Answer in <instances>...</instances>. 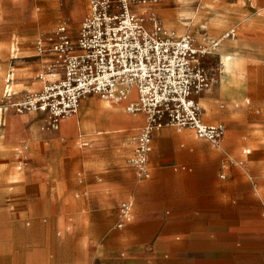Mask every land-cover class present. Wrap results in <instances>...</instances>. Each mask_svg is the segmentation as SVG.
Segmentation results:
<instances>
[{
  "label": "rangeland",
  "instance_id": "374dc122",
  "mask_svg": "<svg viewBox=\"0 0 264 264\" xmlns=\"http://www.w3.org/2000/svg\"><path fill=\"white\" fill-rule=\"evenodd\" d=\"M149 5L163 25L176 33L174 38L189 28L193 44L212 51L200 58L211 77L205 90L211 89L210 110L198 100L202 117L211 118L208 123L221 119L224 133L229 126L243 129L232 133L230 143H223L224 134L216 145L230 161L246 156V149L250 150L247 156L252 155L256 141L264 142V83H257V76L264 79V60H256L253 52L258 50L250 46L253 39L264 40V30L252 32V23L264 25V0H151ZM87 7V0H0V264H91V242L100 238L107 224L116 225L123 201L135 202L127 196L131 190L93 184L124 177L143 181L124 163L132 130L91 133L89 139L84 131L60 136L48 128L44 114H20L11 106L28 87L34 88L39 67L35 38L61 23L76 29ZM215 17L230 24L240 19L246 23L221 29L212 23ZM230 29L234 32L221 38ZM215 42L218 45L212 49ZM225 55L230 56V73L244 81V99H231L243 92V84L226 73ZM9 74L15 77L10 84L15 95L6 98L3 91ZM220 82L225 98L218 93ZM95 101L115 104L87 94L77 106L80 121L90 117L88 106ZM102 117L103 113L93 115ZM96 203L110 210H89Z\"/></svg>",
  "mask_w": 264,
  "mask_h": 264
},
{
  "label": "crops",
  "instance_id": "0c3cea01",
  "mask_svg": "<svg viewBox=\"0 0 264 264\" xmlns=\"http://www.w3.org/2000/svg\"><path fill=\"white\" fill-rule=\"evenodd\" d=\"M84 10L85 7L80 14ZM211 21L221 29L246 23L240 19L230 24L221 17ZM186 22L194 23L193 20ZM252 25L253 35L264 30V25ZM229 31L232 34L234 29ZM221 38H226L225 33ZM250 44L258 50L253 52L256 60H264L261 54L264 53V40L253 39ZM229 58L225 55L222 61L226 73L233 81L243 84V92L231 99H244V81L230 73ZM257 83H264V79L257 76ZM32 85L34 88L28 87L29 91L39 89L41 82L35 78ZM210 92L211 89L197 97L208 110L211 108ZM218 93L223 97L221 82ZM254 93L258 96V89ZM93 104L88 106L89 118L80 121L77 109L74 115L61 120L56 129L59 135L84 131L89 139L91 133L104 131L132 130L134 133L144 123L143 114L131 115L123 105L102 101ZM102 113V118H93ZM223 119L230 120L228 116ZM206 120L208 123L212 119ZM215 122L223 123L221 119ZM241 131L242 128L229 126L223 143H230L232 133ZM129 142L124 163L132 150L131 137ZM255 144L257 149L252 155L247 156L250 150L246 149L243 151L246 156L233 163L226 153L222 154L215 145L197 138L192 130L163 127L156 131L149 154L148 178L139 182L124 177L115 182L93 184L107 186L110 190H131L127 196L135 202L127 200L132 203L131 215L121 226H117L121 220L118 212L116 225L107 224L100 238L91 242V264H264V142L257 140ZM223 163L228 164L225 169H221ZM89 210L104 212L110 209L96 203Z\"/></svg>",
  "mask_w": 264,
  "mask_h": 264
},
{
  "label": "built area",
  "instance_id": "2783aa9c",
  "mask_svg": "<svg viewBox=\"0 0 264 264\" xmlns=\"http://www.w3.org/2000/svg\"><path fill=\"white\" fill-rule=\"evenodd\" d=\"M150 2L87 0L76 29L61 23L52 32L38 35L34 50L40 66L35 78L41 86L11 102L16 113L44 114L48 128L56 130L61 117L76 111L81 97L96 94L117 103L134 87L137 100L125 109L143 114L144 123L131 136L127 163L139 180L150 175L149 154L156 131L189 129L216 146L225 128L222 122H205L197 100L211 83L200 62L210 52L195 46L189 36L165 35L163 21ZM12 80L9 74L6 98L15 95ZM227 165L223 163L221 169ZM131 207L130 201L120 204L117 226L130 217Z\"/></svg>",
  "mask_w": 264,
  "mask_h": 264
},
{
  "label": "bare ground",
  "instance_id": "6f19581e",
  "mask_svg": "<svg viewBox=\"0 0 264 264\" xmlns=\"http://www.w3.org/2000/svg\"><path fill=\"white\" fill-rule=\"evenodd\" d=\"M173 25H176V24H171V26H173ZM185 31H186V32H185ZM185 31H184L185 34H184L183 36H189V35H188V34H189V33H188V29H186ZM228 33H231V31H229ZM164 34H165V35L172 36V37H175V36H176V33H175L173 30L167 29L165 26H164ZM183 36H182V37H183ZM220 41H221V40H220ZM216 43H217V42H216ZM216 46H217V45H215L214 43H212L211 48H212V49H215ZM202 49L208 50V52L212 53V51H211L210 49H208V48H202ZM136 100H137V95H136L135 88H134V87H130V88L127 89V92H126L124 95H122V96L120 97L119 101H118L117 103H115V104H117V105H123L124 108H125V106L128 105L130 102H133V101H136ZM125 111H126L127 113L131 114V115H134V114L128 112L126 109H125ZM76 112H77V109H76L75 112H73V113H69V114L65 115L64 117H61V118L59 119V123H60L61 120L65 119V118H67V117H69V116H71V115H74ZM20 114H21V113H20Z\"/></svg>",
  "mask_w": 264,
  "mask_h": 264
}]
</instances>
